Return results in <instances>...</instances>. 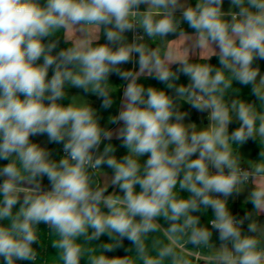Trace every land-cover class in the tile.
<instances>
[{"label":"clouds","instance_id":"1","mask_svg":"<svg viewBox=\"0 0 264 264\" xmlns=\"http://www.w3.org/2000/svg\"><path fill=\"white\" fill-rule=\"evenodd\" d=\"M224 4L0 0L3 264H37L40 225L58 236V264H264V0ZM111 79L122 94L102 124L86 97L112 109ZM114 140L127 150L119 158ZM249 142L257 159L241 152ZM48 144L62 146L59 159ZM241 197L252 205L242 216L230 208ZM157 232L168 243L154 241L152 256ZM94 241L98 256L84 247ZM122 248L135 259L107 255Z\"/></svg>","mask_w":264,"mask_h":264},{"label":"trees","instance_id":"2","mask_svg":"<svg viewBox=\"0 0 264 264\" xmlns=\"http://www.w3.org/2000/svg\"><path fill=\"white\" fill-rule=\"evenodd\" d=\"M193 2H194V0H193ZM184 27L187 28V25H184ZM63 31H64L63 29L59 30L56 33V35L57 36L63 35ZM189 31H190V29H189ZM66 46L67 45H64L63 43L61 44V47H66ZM200 62L204 63L205 61H200ZM212 63L213 64H217L218 63V61H217V59L215 57L213 58ZM259 63H260L261 69L264 71V61H261ZM50 75H51V71L49 73V76ZM141 82H143L146 86L147 85H152V86H156V87H159V88H163L164 87L163 84H160L156 80L150 79V78L149 79H143L142 78ZM187 82H188L187 77H184V76H181L180 81H178V83H187ZM234 87H238V88L241 89V97L243 99H245V100H253V99H255L250 94V86H241V85H238V84H234ZM119 88L117 90H114L116 92V94H115L116 103L113 105L112 109H109V110L101 109L100 108V103L101 102H99V104L96 107L99 110L100 114L105 118L104 120L101 121L102 124L106 123L108 115L115 114V111L118 110L119 96L122 94V88L120 89V91H119ZM183 109L184 110H188V105H183ZM196 115H197V113H195L193 111L192 112V120L193 121H196ZM33 140L37 141L36 137H33ZM113 144L117 146L116 155H117L118 158L120 156L126 154L127 150L122 148V147H119L120 141L114 140ZM48 147L54 151L55 158L59 159L60 156L62 155V146L61 145H55V144H48ZM254 147L258 148L256 145H254ZM4 163H6V161H0V166H2V164H4ZM94 179H95V184H99L98 178L95 177ZM44 184L45 185L48 184L47 178L44 179ZM176 191L177 192L179 191L178 187H177ZM181 195L187 197L188 193L184 192V193H181ZM251 207H252L251 204L245 205V204H240V203H236V202H230V208L232 209L233 213L241 215V216L244 214V211L247 208H251ZM211 215H212V213H211V210L209 209L208 212L202 217V221L201 222L202 223H206L207 220H210L212 218ZM40 228L41 229L39 231V235H40V240H41L42 247L39 249V252H38L37 264H45V262H47V264H58L57 258L55 257L56 250L51 247V243L54 240H57L58 236H56L54 234H51L49 232V229L45 225H40ZM106 240H107V237H102L101 238V241H106ZM157 240L160 241L162 244H167L168 243V241L166 240V238L163 236L162 233L157 232V233L151 234L149 236V238L146 240V246H147V248L149 250V254L152 255V256L156 255L155 251L153 250V244H154V241H157ZM213 240H216L215 234L213 235ZM101 241L90 242L89 244L84 245V247L85 248L94 249V251L91 254L98 256V255L103 253V249L100 248L99 245H98V243H100ZM124 246H125V248L131 247L130 242L125 240L124 241ZM34 247H35V245H34ZM189 248H190V246H189ZM194 250H196V249H194ZM199 250L201 252H206L208 250V248H201ZM177 251H179V250H177ZM127 254L130 257H132L133 259H135L136 253H135L134 249L132 251H130L129 253L125 252L123 248L122 249H117L114 252L107 253V255H109V256H124V255H127ZM187 258L189 259V257H187ZM201 263H199V264H201ZM0 264H3V262L0 261ZM81 264H85V261L82 260ZM139 264H140V262H139ZM166 264H167V262H166Z\"/></svg>","mask_w":264,"mask_h":264},{"label":"rangeland","instance_id":"3","mask_svg":"<svg viewBox=\"0 0 264 264\" xmlns=\"http://www.w3.org/2000/svg\"><path fill=\"white\" fill-rule=\"evenodd\" d=\"M229 7V4H228V0H225V4H224V8H225V10L227 9ZM128 36H129V39H130V34H128ZM153 47L155 46V45H152ZM262 70V69H261ZM263 71V70H262ZM80 92V90H78V89H76V90H72V91H69V94L70 95H75V94H77V93H79ZM86 99H88L91 103H92V105H93V107H97V105L99 104V102H100V100H98L97 99V97L96 96H94V95H89L88 97H86ZM250 101V100H249ZM66 102H72L71 101V99L69 98ZM75 103H81V102H84V98L83 97H77L76 98V100L74 101ZM182 110H184V109H182ZM200 119H201V117L197 114L196 115V123L199 125V121H200ZM236 126H238V125H236V124H233L231 127H236ZM36 140H37V142H45L46 141V137H36ZM112 143H113V141H112ZM254 145H256L257 147H258V144L257 143H253V142H249L246 146H244V147H242V149H241V152H242V154L244 155V157L245 158H248V159H257L258 158V152H259V147L258 148H255L254 147ZM48 146V145H47ZM142 159V161L144 160V159H146V157H143V158H141ZM105 171H107L108 172V174L109 175H111V170L110 169H105ZM98 176H99V178H100V174L98 173ZM100 180H101V183H102V186H103V183H104V181H103V177H101L100 178ZM236 203H240V204H244L243 203V197H241V199L240 200H237V201H235ZM249 210V209H248ZM191 251H197V250H194V249H190ZM198 251H200V250H198ZM201 252V251H200ZM201 254H203V255H210L211 254V250L210 249H208L206 252H201ZM136 264H139V262L137 261L136 262Z\"/></svg>","mask_w":264,"mask_h":264},{"label":"crops","instance_id":"4","mask_svg":"<svg viewBox=\"0 0 264 264\" xmlns=\"http://www.w3.org/2000/svg\"><path fill=\"white\" fill-rule=\"evenodd\" d=\"M130 39H131V37H130ZM101 42H103V40L101 41ZM124 67H126V68H131L132 66L131 65H125ZM110 82L113 84V85H115V86H113V89L114 90H117L120 86L119 85H121V84H123L124 82L123 81H121V80H119V79H111L110 80ZM74 91V90H76V89H69V91ZM98 178H99V176H98ZM99 185L100 186H102V183H101V180H100V178H99ZM111 190V189H110ZM247 209H251V208H247Z\"/></svg>","mask_w":264,"mask_h":264},{"label":"built area","instance_id":"5","mask_svg":"<svg viewBox=\"0 0 264 264\" xmlns=\"http://www.w3.org/2000/svg\"><path fill=\"white\" fill-rule=\"evenodd\" d=\"M130 37H131V34H130ZM63 154V153H62ZM97 178H98V174H97V176H96ZM98 181H99V178H98ZM189 259H191L192 261H193V264H199V263H201L202 261H196L194 258H192V257H189Z\"/></svg>","mask_w":264,"mask_h":264},{"label":"water","instance_id":"6","mask_svg":"<svg viewBox=\"0 0 264 264\" xmlns=\"http://www.w3.org/2000/svg\"><path fill=\"white\" fill-rule=\"evenodd\" d=\"M109 191H111V190H109ZM201 264H204V262H202Z\"/></svg>","mask_w":264,"mask_h":264}]
</instances>
